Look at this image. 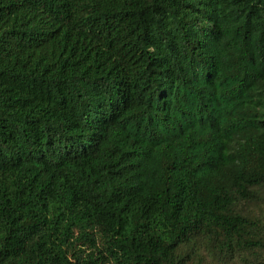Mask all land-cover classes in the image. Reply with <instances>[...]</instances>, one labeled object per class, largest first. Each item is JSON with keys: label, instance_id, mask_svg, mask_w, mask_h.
<instances>
[{"label": "trees", "instance_id": "1", "mask_svg": "<svg viewBox=\"0 0 264 264\" xmlns=\"http://www.w3.org/2000/svg\"><path fill=\"white\" fill-rule=\"evenodd\" d=\"M0 264H264V0H0Z\"/></svg>", "mask_w": 264, "mask_h": 264}]
</instances>
